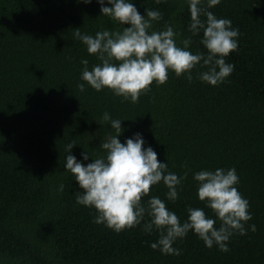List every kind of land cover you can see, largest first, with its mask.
Instances as JSON below:
<instances>
[{
    "label": "trees",
    "instance_id": "16d2710c",
    "mask_svg": "<svg viewBox=\"0 0 264 264\" xmlns=\"http://www.w3.org/2000/svg\"><path fill=\"white\" fill-rule=\"evenodd\" d=\"M131 2L141 15L161 13L151 30L170 25L177 46L190 38L193 54H207L203 31H189L187 0ZM104 6L111 7L107 0ZM200 7L239 30L238 49L225 58L232 74L211 86L198 78L206 67L198 65L191 82L169 72L167 83H153L131 103L81 79L82 60L89 70L100 61L75 38V29L95 36L123 28L101 15L97 0H0V264H264V0H221L212 8L202 0ZM105 112L121 120V143L139 133L167 172L187 173L176 201L167 199L161 182L145 206L156 196L182 223L189 207L216 219L198 199L194 174L234 168L252 216L247 233H234L223 252L190 231L173 244L180 254L166 255L151 247L159 233L143 230L147 215L120 233L94 223L95 209L76 203L82 190L65 169L66 146L74 145L71 154L85 166L104 156L101 142L116 135L111 121H102Z\"/></svg>",
    "mask_w": 264,
    "mask_h": 264
},
{
    "label": "clouds",
    "instance_id": "9594fccd",
    "mask_svg": "<svg viewBox=\"0 0 264 264\" xmlns=\"http://www.w3.org/2000/svg\"><path fill=\"white\" fill-rule=\"evenodd\" d=\"M82 2L87 4L92 0ZM97 2L101 5V15L110 17L123 28L98 31L95 36L81 34L79 28L75 29V38L82 41L87 52L100 61L91 70L87 60L81 61L84 65L81 79L96 91L106 88L115 96L122 97V102L138 103L142 95L151 91L153 83L157 86L167 83L169 72L177 78L185 76L191 82L193 70L198 65L206 67L207 71L200 72L198 78L211 86H218L232 74L234 65L226 63L225 58L238 49L239 30L232 27L231 20L218 19L212 12L202 9V0H187L191 17L189 31L192 35L203 31L201 44L207 50L206 55L200 52L193 54L189 50L190 38L181 41L183 47L177 46V33L170 25L162 31L151 30L153 22L162 18L157 10L146 9V14L141 15L131 0H107L111 7L104 6L105 0ZM160 2L156 0L157 4ZM220 2L207 0V7L212 8ZM201 15L206 17L205 21L201 20ZM78 87L84 91V83ZM102 121H111V128L116 132L101 142L104 156L85 166L71 154L74 145L66 146L70 154L66 156L65 169L82 190V194L76 197V203L95 209L94 223L104 224L120 233L137 227L147 215L150 220L144 224L143 230L150 233L155 229L159 233L158 241L151 247L166 255H179L180 250L173 244L184 239L190 231L206 247L215 245L223 252L229 251L227 244L234 233H247L245 224L252 216L249 202L235 186L239 177L234 168L227 171L222 168L201 170L194 174L198 199L205 203L216 219L209 218L201 208L189 207L188 217L182 223L159 197L152 196L146 206L143 201L150 195L152 187L161 182L168 189L167 199L176 201L178 186L187 173L178 178L167 172V163L159 162L151 147L144 148L145 142L139 133L121 143L118 139L123 131L121 120H113L105 112ZM81 155L86 161L90 154ZM217 220L219 228L215 226ZM250 229L256 231L255 225Z\"/></svg>",
    "mask_w": 264,
    "mask_h": 264
}]
</instances>
